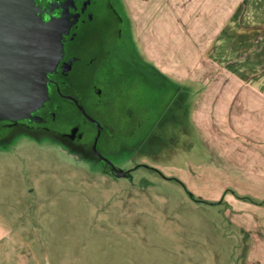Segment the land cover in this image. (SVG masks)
Masks as SVG:
<instances>
[{"label":"rangeland","instance_id":"obj_1","mask_svg":"<svg viewBox=\"0 0 264 264\" xmlns=\"http://www.w3.org/2000/svg\"><path fill=\"white\" fill-rule=\"evenodd\" d=\"M112 2L126 20L123 61L101 59L102 95L83 77L69 92L121 136L101 151L130 173L119 176L93 156L96 131L70 105L67 122L77 126L65 139L12 123L10 140L0 143V212L28 245L24 261L2 252L0 264H264L249 253L245 204L233 209L225 202L231 193L215 190L228 177L213 173L214 153L190 120L192 98L146 58L125 0ZM126 2L130 10L141 3ZM95 42L99 52L102 32ZM127 108L142 122L137 139L126 136L134 124Z\"/></svg>","mask_w":264,"mask_h":264},{"label":"crops","instance_id":"obj_2","mask_svg":"<svg viewBox=\"0 0 264 264\" xmlns=\"http://www.w3.org/2000/svg\"><path fill=\"white\" fill-rule=\"evenodd\" d=\"M136 1L130 10L125 0L136 41L192 98L190 120L214 153L213 173L228 177L215 190L231 193L233 209L245 204L250 256L264 257V0ZM26 244L0 212V253L24 261Z\"/></svg>","mask_w":264,"mask_h":264},{"label":"flooded vegetation","instance_id":"obj_3","mask_svg":"<svg viewBox=\"0 0 264 264\" xmlns=\"http://www.w3.org/2000/svg\"><path fill=\"white\" fill-rule=\"evenodd\" d=\"M35 5L44 21H57L62 37L63 54L56 70L48 75L49 99L39 110L34 112L33 119L30 121H21L15 125L9 122H0V143L10 140L8 133L13 129V126L23 130L32 129L37 132L53 133L65 139L72 134L77 126L67 122V106L70 105L81 115V122L96 131L92 145L93 156L103 166L112 169L94 151L98 126L88 120L79 110V102L69 91L72 86L77 85L76 79L83 77L86 85L92 91L96 92L98 96L103 94L97 84L99 81L98 71L102 66L100 62L105 56L116 55L119 62L122 63L121 54L126 49V43L123 41L125 39V17L116 10L112 0H35ZM101 32L104 43L98 48L99 52H93L96 50L95 40ZM112 40L114 41L112 42ZM133 65L134 68H138L136 63ZM121 80H124V84L126 83L125 75L121 74ZM113 94L115 93L112 92L111 96H115ZM122 95L126 97L124 90H122ZM124 99L126 100V98ZM111 104L114 103L110 102L109 108ZM139 118L135 120L131 108L126 109L125 120L129 119L134 122L131 125L132 130L126 134L129 138L137 139L139 137L138 131L142 125ZM96 121L101 126L96 148L98 153L106 158L101 151V145L105 147L108 144L107 139L111 136L114 138H121V136L110 127L107 119H97ZM112 121L117 123L116 119ZM79 125L81 126V123Z\"/></svg>","mask_w":264,"mask_h":264},{"label":"water","instance_id":"obj_4","mask_svg":"<svg viewBox=\"0 0 264 264\" xmlns=\"http://www.w3.org/2000/svg\"><path fill=\"white\" fill-rule=\"evenodd\" d=\"M62 51L57 21H44L35 0H0V122L18 123L33 118V113L49 99L48 75L56 70ZM78 107L98 126L95 153L125 177L130 171H120L97 151L99 122Z\"/></svg>","mask_w":264,"mask_h":264},{"label":"trees","instance_id":"obj_5","mask_svg":"<svg viewBox=\"0 0 264 264\" xmlns=\"http://www.w3.org/2000/svg\"><path fill=\"white\" fill-rule=\"evenodd\" d=\"M125 92V91H124ZM128 93H126L125 95H127ZM189 193V192H188ZM189 195L193 196L191 193H189Z\"/></svg>","mask_w":264,"mask_h":264}]
</instances>
